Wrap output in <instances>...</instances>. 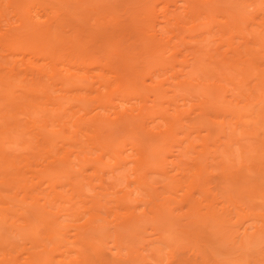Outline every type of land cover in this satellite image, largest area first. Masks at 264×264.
Segmentation results:
<instances>
[{"label":"bare ground","instance_id":"1","mask_svg":"<svg viewBox=\"0 0 264 264\" xmlns=\"http://www.w3.org/2000/svg\"><path fill=\"white\" fill-rule=\"evenodd\" d=\"M108 1L110 2V4H107ZM256 1L257 2H255V0H113V1L112 0H0V52H1L0 53V116L4 113H6V114L8 113V115L13 113L12 119L13 120H15L16 118L18 119L15 121H13V120L7 121L8 120L7 119V120H5L4 124L2 122L3 126H5V127L8 126L9 127L8 130H10V128H11V130L7 131V130H5L6 128L4 127L5 131L2 129L3 131L1 130V132H0V163H1L0 168L2 169L0 172V176H1L0 177V203L3 204V206H1V207H3L2 211L0 212V252L2 254L6 253L8 255L7 251L11 250L10 252L12 254V252H14V250L18 249L19 245L21 246V244H23L24 245L23 248H25V247L26 248L25 249H23L22 247L21 248L23 250H26L25 252L28 251L26 253V255H27V259L28 258L30 259V260H28V261H30L29 264H109L108 263L109 258L113 257L116 260H119L122 257V255L119 256L120 254L118 252H120V248H122L120 246L123 245V247L124 246L126 247V244L124 245L122 243L125 239H127L126 237L128 236L129 239H134L133 242H135V240L139 241V243L136 245L139 249V253L136 251L137 255H139V256H136V257H138V258H136L138 261V264H162L164 262V261L162 262V260H164V259H162V256L164 255L163 250L167 249L168 246L175 245L174 242H177V244L179 242H181V241H174L175 240L174 237H176L177 234L183 233V239H181V240L187 239L186 236L188 234H190L188 229L191 226L196 225L198 223V221H200V220L198 219V216H197L198 212L194 213L195 217H193V215H192V219L190 217V214H187L189 216V218L186 219V222L181 221L182 219H184V216L181 220L178 216L174 217L175 215L173 216L174 219L172 217H170L171 219H169V216H168V215H170L169 212H168V215H166L167 213L165 214L166 216H168V218H166V220H164L165 217L164 218L162 217L165 213L163 211L164 208L161 209V206L158 205L159 202H156V203L154 202L155 204L152 203L154 201L153 198L150 200L151 196L153 195L152 197H154V195H155V194H153V191L155 190V188H152L154 185L153 186L150 185V187H149V184L148 185L146 184L145 176H147V175H145V173L148 174L149 168H150L149 170L153 169V171H154L155 168L152 165L155 164L154 166H156V167L161 166V168L163 169V170L160 169L162 173L159 172L160 171L159 169H156L157 171L155 173L159 172V174L166 176V178H167L168 177L167 172H166L167 170L164 171V168L167 169L165 166L168 165L171 167V168L169 167L170 170L169 169L168 170L171 172V174L173 172L171 180H174L175 178H177V176L180 175L181 172L183 173V168L185 170V166L189 165V163L186 164V162L189 161L188 160L189 159L188 154L190 152H192L191 150L194 149L193 148L194 139H195V141L202 140V148H201L200 152L199 151L195 152V150H193V152L190 153V155L191 154L195 155L194 157H190V159H192L191 162L195 161L196 163H198L199 160H202L201 159L202 155H205L204 151H206V149L207 150L210 149V148H208L209 146L207 147V144L210 141H213V139H215L217 136V135H215V133H216L215 131H217V130H215V128H214V123H216V122L213 120L214 118H216V116L214 115L216 111L214 112V110H221V108L223 109V107H222L223 103L226 102V100L228 99V97H227L228 94L225 95L226 93L224 94V93H222V91L223 92L226 91L227 93H229V92L232 93V91H235V89L233 87H232L233 90L231 91V89L229 88V87H231V85H229V87H227L228 83L226 84V82H224L223 80L220 81L221 83H219V82L218 83L222 84L224 82V84H222V85L217 84L218 85L217 87L216 86L214 87V83H213V85L211 83V85L215 88V89L213 88L214 89L213 91H211V89L209 90V88L204 86L205 88L208 89V91H211L210 94L215 99V97L219 96L220 89L218 87H220V86L224 87L223 85H226L224 87L225 89L223 90L221 88L222 90L220 92L221 95L223 94L222 95L223 97L224 96L227 97L226 100H223V99H225V98H223L222 99L223 101H220V103H222V106L219 104L218 101H216V103H214L215 105L210 104L212 107H209L207 102L208 101L212 102L213 101L211 99L212 97L207 98V99H209L208 101L203 100V99H205L203 97H207V95L209 94L208 91H207L208 94L207 93L200 94V95H203V97L198 96V93L202 92L201 85L199 84L198 87L200 86L199 88L201 90L198 88V93L197 92L196 93L193 92V93L197 94L198 98L202 99L201 102L199 101V99H196L197 98V96H196L195 99L198 100L199 103L191 105L190 102H188L190 104V106L184 107V109H183L182 107L185 106L187 103L186 99L189 100L192 96V94H190L188 89H187V92H189L190 95L188 93H186V91H185L186 89H184V91H183V89L180 90L181 92L183 91L186 94V95L185 94L183 95V93H182L184 98H181V99L183 102L186 101V103L184 102L183 106L178 105V102H177L178 99H176L177 97L175 98V100H174V96L171 97L172 93L168 94V95H171L170 97H171L172 102H169L171 100H169L168 102H167V100L163 101V99H169L170 98V97L169 98L166 97L167 94H166V90L164 89L167 83H169V87L174 86L177 89L178 88L181 89L180 87L184 88L187 85L186 84L187 81L185 82V80H186L185 78H184V80L179 81V79L182 77H179L178 81L175 84L171 83V81L165 83L168 80L167 73L170 70L171 71L174 70L176 68V65H177V68L180 67V65L182 66V68H180L179 70L182 69L183 71H186L183 68L187 67L188 65H192L188 62H193L192 60L193 59L195 60V56L197 58V55L199 56V53H200V56H199V59L198 58L196 59V62L198 60L201 61V57H202L201 53H203L204 54L203 57H205L206 59L202 58V60L203 59L204 60L209 59L211 61L212 59H215V56H217V55L220 57V60H219V58H216V59H218L220 61V63L222 64L221 67L224 68V73L221 72L224 74V76L227 75V74H225V66L224 65H231L232 66V63H233L234 65L236 64L237 68H239L240 71H242V72H240L239 69H236V67H234L235 68L234 70L237 72L232 70L233 66H232V68H231V66H226V67H229L228 70L231 73H232V71H234L235 73L240 74V75L242 73L246 74V76L248 77L247 78L248 80H250V78L252 80V78H254V76H255V78L256 77L258 78L257 82L255 81L257 86L259 85L258 81H259V83H261L260 85H262V83L264 84V51H263L264 49L262 50L263 53L262 52L259 53V51H261V47L264 48V45L263 46L260 45L261 43L264 42V40H263L264 39V0H261L260 2L258 0H256ZM116 2H117V4H116ZM218 4L224 5V8L227 9L225 16L223 14H220L222 12V10L220 8H218V6H219ZM25 5H26V7L24 8V11H22V7ZM225 5H227V7H225ZM118 6H119V8H118ZM35 7H37L38 10H35ZM248 8H252L251 9L252 12L250 10H247ZM119 9H120V12H119ZM219 9L221 10V12H219L220 11ZM230 9H231V11L233 10L231 14H230L231 11H228ZM246 11H249V12H247L248 15L245 14ZM218 12L220 15H222L226 19H227V17L229 19V17L233 18V16H235L234 17L235 19L239 18V19H241L242 22H247V23L249 22V23H252L250 25H253V24L257 25L260 28L259 29L260 33L258 34L257 37L255 35H253L255 37L251 36L252 37L251 40L257 38L256 40L261 41V43H259L257 41L251 42V40L249 38L245 37L244 41L241 38V40L239 41L240 42L239 44H228L226 42L228 45L227 46L228 49L224 50L222 53H219L218 49L220 47L218 45L219 42H217V41H220V42H221V40L223 41V39L221 38L223 36L222 35L223 32L221 30L223 26L220 25L216 28L217 30H214L215 29L214 26H217V24L213 25L215 23L214 20L216 19V15H218ZM115 13H117V14H115ZM118 13H120V14H118ZM8 14H12V16L8 17ZM258 16H260V19H259L260 22L259 23L257 22V24H255L254 20H256V17H258ZM93 17H94L95 21H94V19H92ZM213 18H215V19L213 20ZM224 18H222V19L224 20ZM90 19L92 21H89ZM216 20H218V19H216ZM229 20H231V19H229ZM238 20H237V22H238ZM66 21H67V24H69V27L66 24ZM70 21H71V23L73 22L75 24L72 23V25H71ZM86 21H89L90 24H89V22H86ZM257 21H258V19H257ZM83 22L84 23L86 22L85 24L86 25L88 24V25L86 26ZM218 22H220V21L218 20ZM221 22L223 24L225 23L223 21H221ZM64 23L67 26V30H65L66 28H65ZM78 23H80V25ZM190 23H192V25L187 26ZM81 24H82V26H81ZM230 24L232 26L233 21ZM89 25H91V26L89 27ZM83 26H86L87 29L90 30V34H91L90 37H92V39L90 38L86 42L87 45H88L89 41L93 42V37H94V39H96L97 37H101L100 39L101 40L105 39V41L100 43V44H98V42H97V44L99 46H97V44L95 42L92 44L89 42V44H91V46L93 44H94V46L96 45L97 49H99V52L101 51L100 50L101 46H102L101 49H103L105 47L104 49L107 52V54H106V52L104 55L102 53H99L97 51V49H95L96 46L94 48V47H91L88 45L89 48L86 49L87 45L85 43H83L86 45L85 50H88V51L91 50L92 52L94 50V52L97 51V53L95 52L96 54L99 53L100 55L95 56V55H92V53H91L92 57L89 59L88 57L90 55L87 56L86 53H83L81 51H80L81 53L79 52V54L76 53V55H73L72 52L69 53V51H71V50H67L68 53L66 52L67 53L66 54V53H62L63 50L60 52V50H59L60 48L58 49V47H55L56 42L61 43L63 41L62 44L64 45V43H65V45H67L66 47H69V49H70L71 43H70V41H67V43L68 42L70 43L69 44L70 46L68 44H66V38L64 37V35L65 36L66 35L71 36L70 34H68L69 31L71 33L74 32L73 35H75L76 32L81 31V32H78V34L75 35L74 37H70L71 39L68 38V40L70 39L72 43H74V41H76L75 42V43H77L76 45L79 44L78 47L73 44V47L76 46L77 47L76 49L78 51V49L80 48L79 46H81L79 42L82 41V40H79L80 36H81L82 32L84 33L86 31V28ZM201 26H202V28H201ZM228 26L230 27V25H227L225 27H228ZM92 28H93V30H92ZM198 28H201L202 30H200L198 32L197 31ZM132 29L135 30V32H137L136 33L137 34L136 45L138 47L136 45H134L135 44V36H134L132 31L130 32V30H132ZM225 29H227V28H225ZM91 30H92V32H91ZM125 31L126 32L128 31V33H127L128 37L124 33ZM227 31H229V30H227ZM241 31H237V34H239V32H241ZM218 33H221V36L220 37L218 36L219 38L218 37L216 38V36H217L216 34H218ZM228 33H230V32H228ZM58 34H60V38L62 40L58 37ZM124 34H125V36H124ZM131 34H132V36H130ZM234 34H235V32H234ZM118 35H120V36L118 37ZM111 36H113V37H111ZM121 36H123L124 38ZM75 37H77V38H75ZM114 37H116V39H113ZM125 37H126V42H125ZM230 37H227V38H230ZM240 37H241V35H240ZM56 38H57V40H56ZM110 38H112V40L117 41L116 47L113 45V42L108 43L109 40H107V39H110ZM119 38H121V39H119ZM129 38H130V41H127V39H129ZM131 38H133V39H131ZM224 38H225V35H224ZM246 38L249 40H247ZM55 40H56V42H54ZM118 41H120V42H118ZM122 41L124 43H122ZM255 42L259 43V45L261 46L260 49L257 50L259 53L258 54L259 58L255 57L257 55V53H256V55L254 54L255 50L258 49V47L257 48L255 47L254 49L250 48L251 44L253 46L255 44ZM60 43H57V44L60 45ZM107 44H109V45H107ZM111 44H112V49L110 50V48L108 49V47ZM121 44H123L124 46L123 45L121 46ZM221 44L222 43H220V45ZM65 45L63 48L64 50H65ZM126 46H129V47L131 46V47L129 48ZM222 46H224V45H222ZM81 48H82V46H81ZM133 48L134 49L137 48L136 49L137 52H138L139 48H140V50L143 49L142 50V51H144L143 55L140 54V52L142 53V51H140V52H138L140 54V56H138L139 54L137 55V52ZM81 50L83 51L84 48ZM85 50H84V52H85ZM250 50L253 52L250 53ZM74 51L77 52L76 50H74ZM132 51H134L135 53L132 54ZM102 52L104 53V50ZM252 53H253V56L251 55ZM101 54L103 56H101ZM129 55H132V56H129ZM133 56H134V58H132ZM249 56H251V58H248ZM188 57H190L191 59ZM179 58L182 59V61H180L181 64L178 66V64H179L178 59ZM260 59H261V61H260ZM218 60H212V63L214 62V64L213 65L210 64V67H211V65L213 67H215L214 65L216 63L219 64ZM246 62H248L247 66L245 65ZM185 63H188V64L184 65ZM202 63L203 62H201V64ZM249 63H251V64H249ZM239 64L241 65V67L239 66ZM206 65H207V63H206ZM206 65H204L206 67V68L205 67L204 68L207 70L209 65H207V66ZM251 65H252V67H251ZM193 66H194V64H193ZM201 66H203V64ZM216 66H218L216 68L220 67V65H216ZM242 66H245V67L242 68ZM253 66L256 67L257 70ZM189 67L190 66L187 67V70ZM250 67L254 69V70L252 69L253 72H252V70H250L251 71L250 73H252V75L250 73H248L249 70H247L248 68L250 69ZM259 67H260V69H259ZM245 68H246V72L251 75L250 78L247 75V73H244ZM194 70H195V68H194ZM218 70L223 71L222 68H220ZM183 71H180V72H183ZM234 72H233L234 77L233 76L232 77L236 78V79H233L234 81H236L237 77L235 76L236 74ZM193 73H195V71H193ZM200 73H201V75L204 74V73H202V71H200ZM210 74H212V73H209L208 75H210ZM216 74H217V72H216ZM177 75L178 74H176V76ZM186 75H188V74L186 73ZM193 75H195V74H193ZM242 75L240 77L238 75L237 76L240 79H242ZM184 76L185 75H183V77ZM205 76H202V77H205ZM212 76H214V75H211V77ZM227 76H229V75H227ZM172 77H173V75H172ZM174 77H175V74H174ZM207 77H205V78L207 79ZM245 77L242 80H245L246 79ZM175 78H177V77H175ZM217 78L221 79V78H219V76ZM228 78H230V77H228ZM255 78H254V80H255ZM169 79L171 80L172 78H169ZM211 79H210V81L212 82L213 79L212 80ZM214 79H215V77H214ZM223 79H225V78H223ZM193 80H196V79L194 78ZM226 80H228L227 77H226ZM231 80L229 79L228 81L230 82ZM203 81H205V80H201V82H203ZM214 81H217V80H214ZM209 82L207 84H210ZM236 82H238V81H236ZM196 83H199V82H196ZM215 83H217V82H215ZM243 83H245V81ZM243 83L241 82L242 85L238 84L241 86H234L235 83H234V85L233 84L232 85L234 87L239 88V87H242L243 85L247 84V83H245V84H243ZM252 83H254V82H252ZM193 84H194V81H193ZM202 84H205V83L203 82ZM247 85H249V86L251 85L250 81L248 82ZM247 85H245V86L247 87ZM254 86H255V83H254ZM246 87L244 90H246L245 92L247 93V91H248L247 89H250V88H248V87L246 88ZM241 89H243V88H241ZM256 89L257 88H255V90ZM262 89H261V91L258 90V91H260V93H258V92L255 93L256 96L258 94V98L254 96L255 100L253 101L254 98L252 100L250 98L252 96L251 91L254 90V87L252 86L251 91L250 90L248 91V92H250L251 96L249 93H248V95L250 97L246 96V95H245L246 97L244 96L246 99L245 98L243 99V100H245V103H244V105H242L240 107L241 109L238 108V106H239L238 103L243 101V100L240 99L241 101L237 100V102L235 100V99H237L236 97L239 96L238 97V99H239L240 96H242V93L239 95L240 92L238 90L235 91V94L232 93V96L235 95V97H234V100H235L234 103L235 104L233 106L230 105V104H233V101H232L233 98H232L230 93L228 96L232 99L229 98L231 101L229 99L227 100V102L229 103V104L227 103V105L228 106L230 105L229 106L230 110L227 107L228 110L226 109V112L227 111L228 112L229 111L235 112V115H233V117L236 118L235 119L236 121L233 122L234 124L231 123V124H233L232 126L235 129V130L233 129V132L236 133V130L238 129L240 132V135H242L243 138H245L246 140L251 139V141L249 143L250 147H247V148H246V146L243 148L240 147V150H242V151L239 152V153H241V157L243 159L245 158L244 162H246V164H245L246 166H247V164H249L253 167H256L253 170L252 169L253 167L249 168L250 166L249 167L247 166L246 170L248 171V176L252 175V174L257 175L258 172H260L259 170H264V92H262ZM173 90H174V88H173ZM227 90H230V91H227ZM169 92H170V90H169ZM175 92H177V91H175ZM181 92H180V94H181ZM204 92H206V91H204ZM241 92H243V91H241ZM245 92H243V93H245ZM212 94H214V95H212ZM182 95H179V96L182 97ZM164 97H166V98H164ZM181 99H179V100H181ZM191 99L193 100V98H191ZM191 99H190V101H191ZM210 99L212 101H210ZM219 100H221V98ZM1 102H3V103H1ZM164 102L165 103L167 102L166 103L167 105L164 104ZM194 102H196V101L194 100ZM217 103H218V105H217ZM166 106H168V107L173 106L172 108H175V109L172 110L171 107L167 108ZM164 107H166V108H164ZM214 107H215V109H214ZM170 108H171L170 114L173 112L172 115H166V113H168V109H170ZM163 109H165V110H163ZM223 110H225V109H223ZM213 112H214V114H213ZM220 112H222V111H220ZM232 112H231V114H232ZM234 112H233V114H234ZM6 114H4V116ZM229 114H230V112H229ZM8 115H6V116H8ZM15 115H17V116L21 115V117H22L21 122L19 121V119H21V117L19 118V116L17 117ZM223 115H224V113H223ZM13 116H15V119ZM166 116H171V118H167ZM1 117H0L1 121H4V120H2L3 118H1ZM9 119H11V118H9ZM22 121H23V123H22ZM222 123L223 122H221V124ZM10 126H12V127H10ZM1 127L2 126L0 125V129H1ZM221 127H223V125ZM230 128L232 130V127H230ZM178 131L183 133L186 137L185 141L187 143L183 141L184 144H186V146H184L186 148H182L183 145L181 146V148L183 150L187 149L186 151L185 150L184 151L179 150L180 148L177 147V145L180 142H181L180 144H182V141H180V139H179V142L177 141L178 143L175 146L176 150H174L172 148V142H173L172 139L173 138L175 139L177 137ZM6 133H8V135L9 134H11V135L7 136ZM192 133L196 134V136L194 135L195 137L193 139H191V136H193V135H191ZM200 133L201 134L204 133V134L201 135L202 137L199 138L198 135H200ZM217 133H218V131H217ZM12 135H13V137H12ZM214 136H215V138H214ZM24 137L27 139L25 140ZM14 138H15V142L22 143V145L20 147L18 146L19 143L18 144L14 143ZM19 138H21V139H19ZM17 139H18V141H17ZM169 139H171V141H170L171 143L168 142ZM219 139H220V137H219ZM252 139H255V142H253V144H256V141H258L257 145H255L253 147H252L253 144L251 143ZM241 140H243V139H241ZM217 141H218V139H217ZM7 142H8V144H5ZM158 142H160V143H158ZM161 142L163 144H166V145L169 143L170 144L169 146L174 150V152L177 151V154H172V151H171L172 149L169 147L170 148L169 152H171V153H169L168 156L165 154L166 153L165 152L164 155H161L160 157L156 158L158 156L157 152L161 148V147L157 148V146H162ZM174 142H176V139ZM12 143H14L13 145L15 148H12ZM150 143L153 146L157 143L158 144H157V146H155L156 148L154 147L152 149L153 146H151ZM27 144H29L31 146L27 147L26 146ZM212 145L215 146L214 142ZM219 146H221V145H219ZM25 147H27V148H25ZM21 148H22V150H21ZM28 148H30L29 151L32 149V151L30 152L31 154L27 150ZM62 148H63L62 152L59 153L61 151L59 149H62ZM5 149L8 151H5ZM16 149L19 150V153L23 152V151L26 152L25 150H27L28 153H26V155L30 154L31 157H35V164H34V160H33L34 158H32L31 160H32L33 164H29V165L31 167L32 166L34 167V165L42 167L41 170H39L38 172L36 171L35 173L33 172V174L34 175L36 174L37 178H38V176H40L39 177L40 178V180H39L40 184L39 185L46 183L47 186L45 184L43 186L42 185L41 186L42 187L46 186L49 190L44 188L47 191H45V190L43 191L40 188H35V186H34V185H36L35 184L36 181L34 180L35 176H33L32 174H31L32 179L35 181L33 183L30 182L25 177V176H28V178L30 177L29 176L30 174H28V173H31V168L29 167V165L26 164L27 158L25 157L24 160L22 159L24 152L22 153L23 154L22 156H20L18 153H16V154H18L20 156V157L18 156V158L20 160L22 159L23 163L25 161V164H26L25 169H23L24 165L21 166L22 168L19 166L20 169H19V167H16L17 165H15V164L16 163L18 164L19 161L17 160L18 161L17 162L14 159L16 161L14 163V160L12 159L14 157L10 158L11 155H9V152H11V151L13 152V153L11 152V154H15L14 151ZM149 149H150V151H149ZM245 149H248L249 151L245 150ZM227 150H230V149L227 148ZM33 151H35V152H33ZM63 151H65V152L63 153ZM216 151H213V152H216ZM203 152H204V154H203ZM228 152L229 151H227V153ZM4 153H5V155L8 154V156L7 157L4 156L3 155ZM245 153H248V155H245ZM12 156H15V155H12ZM28 156L29 155H27V157ZM170 156L173 158L168 160V157H170ZM184 156H187L188 158H184ZM220 156L223 157L222 155H220ZM8 157L11 160L9 162L6 161V159ZM9 158H8V160H9ZM111 158L115 162L113 165H109L108 163H106ZM129 158H131V160H130L131 163L128 162ZM183 158H184V160H183ZM185 159H187L186 162H185ZM223 159L226 160V157H224ZM22 160H21V162H22ZM206 160H204V161H206ZM29 161H30V159H29ZM29 161H28V163H30ZM183 161H184L185 165H184ZM6 162H7V164H6ZM21 162H19L18 165H20ZM210 162H211V160H210ZM128 163H129V167H128ZM132 163H133V165H132ZM152 163H154V164H152ZM200 163H202V162L200 161L198 163V166L201 165ZM212 163H214V162H212ZM205 164H207V163L205 162ZM148 165H150V166H148ZM181 165H184L183 168ZM193 165H194V163H193ZM203 165H204V163H203ZM126 166L128 167V169L130 168L131 170L130 169L127 170ZM162 166H164V168ZM195 166H197V164ZM28 167L30 168V170L28 169L29 171L26 170ZM89 167L92 168V170H94V172H97V174L99 172H101L97 176L98 178H96L97 182H98V186L93 184V183H96V180L93 179L94 180L93 181L90 177H87V176L91 175V174L87 175L89 173V172H87ZM201 167H202V165H201ZM106 168H108L107 171H106ZM144 168H146V169L143 170ZM204 168H206V167L204 166ZM222 168H225V167L222 166ZM35 169H36V167L32 168V170H34V171H35ZM187 169H188V167H186V170ZM249 169L250 170L252 169L254 172L252 170L249 171ZM117 170L119 171L120 176H122L121 171H120V170H122V172H123L122 177L123 178L119 177V175H116V174H118ZM173 170L176 171V173H174ZM239 170H240V168H239ZM239 170H238V172H239ZM187 171H189V170H187ZM241 171L244 172L243 170H240V172ZM255 171H257V172L255 173ZM85 172H87V173L85 174ZM90 172H92V171L90 170ZM105 172L107 174H109L110 177H114V178L118 177L116 179L117 183L112 184L113 183V181H112V183L105 184L106 186H104L103 183H104L105 179L103 177L106 174ZM124 172H126V173H124ZM224 172L222 170V172H220V173L223 174ZM238 172H235V173L237 174ZM240 172L238 173L239 177L242 175V172H241V175H240ZM25 173L27 175H25ZM196 173L198 175H200L199 172H196ZM229 173H231V172H229ZM260 173H262V172H260ZM263 173H264V171H263ZM168 174H170V173H168ZM184 175H183V177L180 176L181 182L186 177V176L184 177ZM192 175H194V174H192ZM224 175H222V176H224ZM232 175H230V178ZM12 176L15 177V179ZM131 176H133V178H131ZM169 176H171V175H169ZM225 176H228L227 172H226ZM236 176H233V178L235 177L234 178L235 181H237L239 179L237 177L238 179L236 180ZM142 177H144V178H142ZM258 177H259V174H258ZM93 178H94V176H93ZM253 178L254 177H252L251 179H253ZM259 178H257V179L259 180ZM30 179H31V177H30ZM168 179L169 178L166 179L167 183H168ZM108 180L111 181L110 179H108ZM158 180H160V179H158ZM161 180H163V177H161ZM228 180H230V179H228ZM254 180H255V178H254ZM258 180H257V182L260 183ZM12 181H15L16 184H14L15 182H12ZM105 181H107V178ZM155 181L153 183L158 182V181L157 182H155ZM165 181L163 182L164 184L166 183ZM175 181L177 183L174 182L175 184L174 183L173 184L175 185L174 186L175 190H178L180 188V186H178L179 185L178 182H180V180L176 179ZM249 181H250V179H249ZM17 182L19 185V191L18 192L16 191V192L20 196H22L21 193H19V192L23 191L24 193L22 192V194H24V195L21 198H19V197H17V194L15 192L16 195H14L13 197H10V198L7 197V199H5L4 198L5 195H8V194L11 195L12 191L11 192L9 191V193L6 191L5 195L3 192L5 190H9L8 188L10 187V185H12V183L14 184L13 186L17 185ZM28 182L32 183L34 187L31 186V189H29L30 187H29ZM229 182L231 183V182H233V180L231 179V181H229ZM237 182H239V181H237ZM246 182H248V180ZM160 183H162V182H160ZM167 183H166V185L162 184L161 189H163L164 186L166 187ZM233 183H235V182H233ZM37 185H36V187H37ZM121 185H123V187L125 189L124 193L126 194L123 196V199L121 198V200H126L125 203L124 202L120 203L121 207L124 204H126L125 206L129 205V207H131V206L133 207V204H134L133 208H135V206H136L135 202H137V201L139 202L140 200H143L144 196H146V195H142V194H146L147 190L151 191L154 189L152 191V194H150L151 192L149 193L150 194L149 200H150V202L153 200L151 202V204H154V205L157 204L158 206H155V209H156V207H158V208H160V211H158L159 210L158 208L154 211H153V209L150 210V208H152L154 206L150 205L149 203H148L149 206L146 205L145 202H147L148 199H146L144 202L140 201V204L144 203L145 207L146 206L148 207V208H146L147 211H145L143 209H140V211H138V212H140L141 215L139 213H136L137 211L135 212L136 208L133 210V213L129 214V212L133 208L129 209V207L127 206L128 207L127 209H129V211H127L126 213L125 212L121 213L122 216H119L120 213L117 212L118 210H116V209L114 210V208H115L114 206H113L114 208L111 206L112 207V209H111V208H109L110 206L108 207V206L103 205L102 207L105 208L106 211H104V213L103 212L102 213H103V215L108 214L107 216L111 215V217H112V220H110L111 225H112V221H113V217H114L113 225L110 227V225H108V224H110V222L107 221L108 219H106L107 216L104 215L105 217H103L102 215H100L101 211L99 209H95L94 212L93 211L90 212L93 209L92 207H91V210L89 209V210H85L82 212H79L78 210L74 209V207L76 208L77 206H76V203L73 199L75 198V200H77L76 198H78V200H80L81 198H84V197L85 198L90 197L92 200L94 198L96 201V202H93L94 205L98 204L97 208H101V206H99L100 200L102 198H105V196H106L107 198H109V200H107V198L102 199V200L105 202L104 204H107L105 200H107L109 203L111 198L109 196H107V194H111V193L114 194L117 192V190L119 192V189H116V188H118L117 186L121 187ZM145 185H147L148 187ZM158 185L159 186L156 185L157 187L156 186H154V187H156L157 189L160 188V184H158ZM176 185L178 186V188H176L177 187ZM191 185H193V184L191 183ZM195 185H197V184H195ZM195 185H193V187H194V189H193V187L190 186V184H188V186L192 187L190 189H189V187H187L190 191H188L187 188H186L187 190H185V188L183 187V189L187 192H185L183 190L185 192V194L183 196H181V194H180V196H179L180 198L178 200V202L181 200L180 202H182V203H177V201H176V203L181 205V206H183V204H185L184 206L190 205V207H192V208L194 207L193 209H195V206H197V204H196L197 202L192 201V199H191L192 198L191 189H192V191L195 189H198V187H195ZM234 185H237V184L235 183ZM234 185H231V186H234ZM41 186H38V187H41ZM65 186H67V187L69 186V189H68L69 191L66 192L67 194L66 193L64 194L62 192V190H58V189L64 188ZM259 186H260V190H262V192H263L264 191L263 190L264 189V181ZM27 187H29V188H27ZM241 187L242 186H240V188ZM13 188H15V187H13ZM13 188H11L10 190H13ZM16 188H17V186H16ZM20 188H22V191ZM149 188H152V189H149ZM168 188L171 189V187H168ZM245 188H247V187H245ZM254 188H257V187L254 186ZM161 189H158L157 192H160V191L163 192L164 191ZM164 189L168 190L167 188H164ZM170 189H169V191H170ZM25 190L26 191L28 190V192H26ZM37 190H39V191H37ZM84 190H86L87 192ZM172 190H174V189H172ZM183 191L181 190V192H183ZM230 191H232V189H230ZM254 191H255V189H254ZM254 191H253V193H254ZM122 192H123V188H122ZM154 192H156V191H154ZM166 192H168V191H166ZM166 192L164 191V194ZM172 192L174 194L175 191H172ZM233 192H235V191H233ZM258 192H259V190H258ZM262 192H261V194H262ZM13 193H12V195H13ZM33 193H35V194H33ZM30 194H31V197H28V198H30V201L28 198L26 200L27 195L30 196ZM40 194H42V196L44 194L45 195H44V197L41 196L42 198H40ZM149 194L147 193V196ZM132 197H134V198H132ZM251 197L252 196L250 195L249 199H251V201L256 199L257 201L255 200L253 202H256L257 205L259 202L261 207L262 206L264 207V204H263L264 203V201H263L264 197H263V200L262 199L260 200V197H259V199L251 198ZM167 198H169V197H166L165 199H167ZM8 199H9V201H8ZM91 199L86 198V201L91 200ZM117 199H118L117 201L119 202L120 197ZM162 199H164V198H162ZM127 200L130 201L131 203L128 202ZM193 200H194V198H193ZM40 201H43V202L41 203ZM81 201H82V199H81ZM261 201H262V203H261ZM127 202H128V204H127ZM132 202H133V204H132ZM170 202H172V200ZM192 202H193V204L191 205ZM4 203L7 204V206L6 205L4 206ZM2 204H0V205H2ZM55 204L57 205V207ZM78 204L80 205V203H78ZM136 204L138 207L140 206V204H138V203H136ZM251 204H252V202H251ZM52 205L55 208H51ZM162 205H163V203H162ZM252 205H251V208L253 207ZM260 205H259V207H260ZM82 206H84V205L81 204L80 207L83 208ZM5 208H7L8 213L5 210ZM48 209H51V210L54 209L53 211L54 212L56 211L54 213L53 211L50 210L51 213H54L53 216L49 215L50 218L52 217L51 220H48L49 218L46 219V217H48L47 216ZM84 209H85V206H84ZM148 209H149V211H148ZM245 209L247 210V208H245ZM13 210H14V212H13ZM71 210L78 211V212L75 211L76 216L80 213V215L81 214L88 215V217L87 218L83 217L84 219L81 218L84 222L81 219H79V220H81L80 223H78L79 221L77 220L78 221L77 225L76 224L73 225L72 221L74 222L75 217L73 216L74 212H72V214L70 213ZM119 211H120V209H119ZM124 211H125V209H124ZM146 212H149L148 213L149 215L145 214ZM2 213H4V214H2ZM170 213H171V210H170ZM241 213H242V215L244 214L243 212H241ZM150 214H152L154 216H152ZM249 214H250V212H249ZM6 215H8V216H6ZM69 215H70V217L71 216L74 217V218L71 217V219L73 218L71 220V224L67 225V224H63V223H60L57 221L61 216L63 217V216H69ZM9 216H10V220H9ZM146 216H148V217H146ZM188 216H186V217H188ZM213 216H214V214H213ZM219 217H220V215H219ZM76 218L78 219L79 217H76ZM149 218H150V221L152 220L153 222L152 221L150 222ZM175 218H177V219H175ZM211 218H210V221H211ZM217 218H218V216H217ZM69 219H67V220L70 221ZM255 219H258V218H255ZM115 220H117V222ZM222 220H224V219H222ZM212 221H213V219H212ZM226 221H227V219H226ZM226 221L225 220L221 221V223L224 224V222H226ZM262 221L264 223V217H262V220L260 222H262ZM62 222L65 223V220ZM162 223H163V225H162ZM217 223H220V222H217ZM263 223H262V225L259 224L262 226V228L260 226V230L257 226L256 227L258 229H256L254 226L256 231L254 233L251 231L250 234L247 233V229L245 227L248 225H246L244 227L245 229H243L244 232H241V233H243V237H245L246 239H251V240L255 241L259 234L262 235L260 232L264 233ZM147 224H148V226L149 225L151 226V224H152L150 230L152 231L154 229L153 231L155 232V234L157 236H155V237H149V235L146 236L147 231H145V230H147V228H148ZM166 224H167V226L168 225L171 226L170 227L171 230L166 229V228H169V226L166 227ZM254 225H256V222L254 223ZM144 226H145V228L146 227L147 228L145 229ZM225 226L228 227L227 222H226ZM173 227H174V229H173ZM205 227L207 228V225ZM209 227H211V226H209ZM111 228L113 229V231L108 230ZM157 228H158L159 232H157V230H156ZM70 229L74 232V233L72 232L73 236L71 234ZM221 229H222V227H221ZM8 231H10L12 233L14 231V233L16 234V235L12 234V236H14V238L13 237L11 238V234L8 235ZM101 231H102V233H105V234L107 233L106 235H108V237L111 235L114 238V234H115L116 235L114 238L115 242L118 244L119 243L122 244V245H120V244L114 245L115 247L117 246L119 249L118 252L116 251L117 254L114 255L115 257L112 255H111L112 256L111 257L110 254L107 255L109 253V252L106 253V251H105L107 248L105 246H104V248H100V247H103V245L102 246L100 245V247H97L98 249L96 248V250L94 249L93 250L94 252L93 251L91 252L93 254L87 252L88 254H90V256L85 255L86 251L88 250L87 248H88V245L90 243L89 241L92 242V240H93L90 238L96 239V237L94 235L95 234H101L100 233ZM108 231L109 232L111 231L110 235H109ZM210 231H212V227H211ZM225 231H227V230H225ZM154 232H152V234ZM220 232H221V230L219 229V231L217 233H220ZM93 233H95V234L93 235ZM112 233H114V234H112ZM210 233H212V232H210ZM5 234H7L9 236V238H7L8 236ZM148 234H151V232ZM223 234H224V232L221 235L224 236ZM41 235H44V236H41ZM118 235H119V237L121 235H123V236H121L122 240H121V237L120 238L118 237ZM260 235H259V239L261 237ZM70 236L73 237V238L71 237L72 238L71 240H70ZM102 236H103V234H101V238H103ZM144 236H146V237H144ZM178 236H177V238H178ZM18 237H20V240ZM97 237L99 238L100 235L99 236L97 235ZM239 237H240V235H239ZM241 237H242V235H241ZM10 238H11V240H10ZM116 238H118V239L116 240ZM230 238L231 237H229V239H227V240H229V242L232 240V239L230 240ZM233 238H234V236H233ZM15 239H17V240H15ZM119 239H120V241H118ZM235 239H237V238H235ZM241 239H240V244H241V242H243V243H244V241L246 242V239H244V238H243L244 240H241ZM12 240L15 242H13ZM47 240L48 241H56V244L59 243V245L62 244L63 246H68L67 244H69V245L73 244V245L78 246V248L74 251L76 254V257L72 258V259H68V258L66 259L65 258V260L64 259L60 260V259H56L54 257L47 256L45 253V247H44V243H46ZM69 240L72 241L71 244L68 242ZM234 240H232L230 243L234 242ZM16 241L18 242V244L16 243ZM95 241H93V242H95ZM19 242H20V244H19ZM65 242H67V243H65ZM229 242H226V243H229ZM247 242H251V241L247 240ZM247 242H246V245H249ZM124 243H125V241H124ZM135 243H137V242H135ZM90 245H91V243H90ZM139 245H141V246L139 247ZM117 247L115 248L116 250H117ZM244 247H243V249H244ZM10 248H12V249L14 248V250H12ZM89 248H91V246H89ZM23 250L21 252H23V254H24ZM18 251H20V248L16 252H18ZM110 252H111V250H110ZM246 252H248V251H246ZM14 253L12 254V256L15 254H17V256L19 255L18 256L19 261L21 260L22 256H23L22 258H24V255L21 256V254H19L20 252L15 253V254ZM128 253H130V255H126V256L127 257L130 256L129 257L130 259L129 258L126 259V256H125V258L120 259V262L115 261V260L114 261L112 260V262H114V264H116L115 262H117V264L118 263H121V264H128L129 263L130 264L131 262L133 263V261L136 259L134 257V260H133V258H132L133 255L131 254V251ZM195 255H196V257H195ZM195 255H191V257L192 256L194 257V258L192 257L193 259L189 256L186 258L189 259L188 261H191V260L194 261L195 260L197 262V260H198V259H196L197 255H198V258L201 255H199V254H195ZM17 256L15 255L16 258H17ZM225 256H227V255H225ZM10 257L11 256H9L7 259H9ZM0 258L2 259L1 256H0ZM186 258H184V259H186ZM201 258H202V256H201ZM204 258L205 257L203 256V259ZM221 259H222V257H221ZM232 259L234 260V258L233 257L230 258L231 262H232ZM57 260H59V261H57ZM181 260H183V258H181ZM181 260H179V262ZM223 260H224V262H226L227 258H223ZM7 261L8 260H4V259L0 260V264H4V263L10 264L11 263L10 261L9 262H7ZM22 261H23V259H22ZM129 261H131V262H129ZM183 261H181V262H183ZM204 261L206 262L207 260H203V261H201V263L205 264V263H203ZM228 261H229V257H228ZM112 262H110V263L112 264ZM179 262L177 264H180ZM186 262H184L182 264H185ZM196 262H194V264ZM235 262H233V263H235ZM16 263H18V261H16ZM135 263H137V262L135 261L134 264ZM172 263H169V264H172ZM163 264H165V263H163ZM174 264H175V262H174ZM206 264H209V263H206Z\"/></svg>","mask_w":264,"mask_h":264},{"label":"rangeland","instance_id":"2","mask_svg":"<svg viewBox=\"0 0 264 264\" xmlns=\"http://www.w3.org/2000/svg\"><path fill=\"white\" fill-rule=\"evenodd\" d=\"M113 1V0H112ZM259 2L261 1V0H258ZM255 2H257L256 0H255ZM115 3V2H114ZM107 4H110V2L108 1L107 2ZM113 4V3H112ZM116 4H117V2H116ZM24 5V4H23ZM219 6H218V8H220L221 10H222V12H221V10L219 11V12H221L220 14H223L224 16L226 15V11H227V9L226 8H224V5H220V4H218ZM114 6V5H113ZM26 7V5L25 6H23L22 7V11H24V8ZM225 7H227V5H225ZM118 8H119V6H118ZM117 9V8H116ZM115 9V10H116ZM121 9V8H120ZM120 9H119V12H120ZM251 9L252 8H248L247 10H250L251 11ZM35 10H38L37 9V7H35ZM118 11V10H117ZM225 11V12H224ZM228 11H231V9L230 10H228ZM233 11V10H232ZM232 11L230 12V14L232 13ZM219 12H218V15H216V19H218L220 22H218V20H216L215 18H213V20L215 21V23L213 24V25H215V24H217V26H214L215 27V29L214 30H217L216 28L218 27V26H223L222 27V32H223V36L221 37L222 39H223V41L221 40V42L220 41H217V42H219V49H218V52L219 53H222L224 50H226V49H228V45H227V43L228 44H239L240 42V40H241V38L243 39V41L245 40L244 38L245 37H247V38H249L250 40L252 39V37H257L258 36V34L260 33V31H259V27L257 26V25H250V24H252V23H247V22H242L241 21V19H239V18H237V19H235L234 17L235 16H233V18H231V17H229V19H231V20H229L228 19V17H227V19L226 18H224L222 15H220L219 14ZM247 12H249V11H246V15H248L247 14ZM252 12V11H251ZM250 12V13H251ZM225 13V14H224ZM249 13V14H250ZM115 14H117V13H115ZM118 14H120V13H118ZM217 14V13H216ZM229 14V15H230ZM237 15V14H236ZM10 16H12V14H8V17H10ZM239 16V15H238ZM237 16V17H238ZM75 17V16H74ZM220 17V18H219ZM259 17V18H258ZM258 17H256V20H254V22H255V24H257V22L259 23L260 22V16H258ZM73 18V17H72ZM71 18V19H72ZM222 18H224V20L222 19ZM77 19V18H76ZM89 19V18H88ZM92 19H94V17L92 18ZM239 19V20H238ZM257 19H258V21H257ZM67 20V19H66ZM73 20V19H72ZM86 20V19H85ZM237 20H238V22H237ZM89 21H92L91 19L89 20ZM89 21H86V22H89ZM94 21H95V19H94ZM202 21V20H201ZM221 21H223V22H225L224 24L221 22ZM232 21H233V24H232V26H231V24L230 23H232ZM236 21V22H235ZM76 22V21H75ZM79 22V21H78ZM85 22V23H86ZM203 22V21H202ZM229 22V23H228ZM69 23V22H68ZM73 23V22H72ZM72 23H71V21H70V24L72 25ZM84 23V22H83ZM84 23V24H85ZM219 23V24H218ZM66 24H67V21H66ZM66 24L64 23V25H65V30H67V26H66ZM73 24H75V23H73ZM79 25H80V23H78ZM89 24H90V22H89ZM93 24V23H92ZM230 25V29L228 28V27H225V26H227V25ZM237 24V25H236ZM68 25V27H69V24H67ZM86 25V24H85ZM88 25V24H87ZM86 25V26H87ZM190 25H192V23H190L189 25H187V26H190ZM225 25V26H224ZM81 26H82V24H81ZM86 26H83V27H85L86 28V31L83 33L82 32V34H81V36H80V39L79 40H82L81 42H79L80 43V45L82 46V48H81V46H79L80 48L78 49V51H77V47H78V45H76L77 43H75L76 41H74V43H72L71 42V38L70 37H74L75 35H77L78 34V32H81V31H78V32H76V34L75 35H73V33H71L70 31H69V33L68 34H70L71 36H69V35H64V37L66 38V44H70L69 46H70V49H69V47H66L67 45H65V43H64V45H65V50L63 49L64 48V45L62 44L63 43V41L60 43V42H56V40H57V38H56V40L54 41V42H56L55 44V47H58V49L60 50V52L62 51V53H68V51L67 50H71V51H69V53L70 52H72L73 53V55H76V53H78L79 54V52L81 51V52H83V53H86L87 54V56H89L88 58L90 59L92 56H91V53H92V55H95V56H97V55H100L99 53H102L103 55L105 54V47L103 48V49H101L102 48V46L100 47V52H99V49H97V46H99L98 44H100V43H102V42H104L105 41V39L104 40H101L100 38L101 37H97L96 39H94V37H93V42L91 41H89L91 44L92 43H96L97 44V42H98V44H97V46H96V48H95V46H94V44L91 46V44H89V42H88V45L89 46H91V47H94L95 49H97V51L99 52L98 54H96L97 53V51H95L94 52V50H93V52L91 51V50H85V46L87 45V41L91 38L92 39V37H90L91 36V34H90V30H88L87 29V27ZM91 25H89V27H90ZM93 26V25H92ZM252 26V27H251ZM257 26V27H256ZM82 27V28H83ZM88 27V28H89ZM235 29H234V28ZM201 28H202V26H201ZM201 28H198L197 29V31L199 32L200 30H202ZM224 28V29H223ZM225 28H227V29H225ZM245 28V29H244ZM258 28V29H257ZM69 29V28H68ZM91 29V28H90ZM92 30H93V28H92ZM92 30H91V32H92ZM227 30H229V31H227ZM233 30V31H232ZM242 30V31H241ZM83 31V30H82ZM133 32V34H134V36H135V44L134 45H136V41H137V32H135V30H130V32ZM196 31V30H195ZM225 31V32H224ZM237 31H241V32H239V34L241 35V37H240V35L239 34H237ZM244 31V32H243ZM246 31V32H245ZM66 32V31H65ZM228 32H230V33H228ZM232 32V33H231ZM234 32H235V34H234ZM125 34H126V36L128 37V35H127V33H128V31L126 32H124ZM248 35H247V34ZM251 33V34H250ZM63 34V33H62ZM93 34V33H92ZM125 34H124V36H125ZM227 34V35H226ZM233 34V35H232ZM217 36H216V38L219 36H221V33H218V34H216ZM224 35H225V38H224ZM240 37H238V36ZM250 35V36H249ZM253 35H255V36H253ZM94 36V35H93ZM116 36V35H115ZM120 35H118V37H119ZM130 36H132V34L130 35ZM231 36V37H230ZM252 36V37H251ZM58 37L60 38V34H58ZM111 37H113V36H111ZM121 37H123V36H121ZM218 37V38H219ZM227 37H230V38H227ZM63 38V37H62ZM68 38H70L69 40H68ZM75 38H77V37H75ZM124 38V37H123ZM134 38V37H133ZM133 38H131V39H133ZM236 38V39H235ZM246 38V39H247ZM61 39V38H60ZM74 39V38H73ZM113 39H116V37H114ZM118 39V38H117ZM119 39H121V38H119ZM249 39H247V40H249ZM257 39V38H256ZM256 39H253V40H251V42H253V41H257ZM62 40V39H61ZM60 40V41H61ZM76 40V39H75ZM107 40H109V42L108 43H110V42H113V45L116 47L117 46V44H116V40H112V38H110V39H107ZM238 40V41H237ZM259 40V39H258ZM264 40V39H263ZM67 41H70V43L68 42L67 43ZM127 41H130V38L129 39H127ZM133 41V40H132ZM234 41V42H233ZM242 41V42H243ZM65 42V41H64ZM118 42H120V41H118ZM125 42H126V37H125ZM224 42V43H223ZM227 42V43H226ZM257 42H259V43H261V41H257ZM57 43H60V45H58ZM83 43H85V44H83ZM122 43H124L123 41H122ZM220 43H222L221 45H220ZM259 43H256L255 42V44L252 46V44H251V46H250V48H257L258 47V49H256L255 50V52H254V54L256 55V53H257V55L255 56V57H258L259 58V53L260 52H262L263 53V49L264 48H262L261 46H263L264 45V42L263 43H261L260 45H259ZM73 44L74 45H76V46H74L73 47ZM106 44V43H105ZM130 44V43H129ZM133 44V43H132ZM138 44V43H137ZM257 44V45H256ZM63 45V46H62ZM84 45V46H83ZM87 45V47H86V49L87 48H89V46ZM103 45V44H102ZM107 45H109V44H107ZM123 44H121V46H122ZM222 45H224V46H222ZM54 46V45H53ZM60 46V47H59ZM111 46V47H110ZM109 47H108V49L110 48V50L112 49V44L110 45ZM124 46V45H123ZM137 46V45H136ZM226 46V47H225ZM235 46V45H234ZM107 47V46H106ZM114 47V48H115ZM126 47H129V46H126ZM131 47V46H130ZM129 47V48H130ZM138 47V46H137ZM223 47V48H222ZM260 47H261V51H259V53H258V51L257 50H259L260 49ZM73 48V49H72ZM84 48V50H85V52H84V50L82 51L81 49H83ZM99 48V47H98ZM93 49V48H92ZM107 49V50H108ZM127 49V48H126ZM134 49V48H133ZM136 49L137 48H135L134 50L136 51ZM252 49V50H253ZM74 50H76L77 52H73ZM104 50V53L102 52ZM114 50V49H113ZM131 50V49H130ZM143 50V49H142ZM142 50H140V48H139V50H138V52H140V51H142ZM263 50V51H262ZM88 51V52H87ZM80 52V53H81ZM130 52V51H129ZM137 52V51H136ZM137 52V55L139 54ZM251 52H253V51H251L250 50V53ZM1 53V52H0ZM66 53V54H67ZM94 53V54H93ZM109 53V52H108ZM133 53H135L134 51H132V54ZM143 53H144V51H142V53L140 52V54H142L143 55ZM77 54V55H78ZM101 54V56H103ZM106 54H107V52H106ZM140 54L138 55V56H140ZM202 54V57H201V61L200 60H198L197 62H196V59L198 58L199 59V56H200V53H199V56L197 55V58H196V56H195V60L193 59L192 61L194 62H188V63H190V64H192V65H188V66H190L189 68H188V70H187V67H185V68H183V69H185L186 71H183L182 69L181 70H179L180 68H182V66L180 65L181 64V62L180 61H182V59H178V66L180 65V67H178L177 68V65H176V68L174 69V70H170L168 73H167V78H168V80L165 82V83H167V82H170L171 81V83H173V84H175L177 81H178V78L179 77H182V78H180L179 79V81L181 80H184V78L186 79L185 80V82H186V87H180L181 89H177V88H175L174 86H172V87H169V83H167L166 84V86H165V90H166V94H167V98H169L171 95H168V94H171L172 93V96L171 97H173L174 96V100H175V98L176 99H178L177 100V102H178V105H182L183 106V104H184V102L186 103V101H182V99L181 98H184V89H186L185 91H186V93H188L189 94V92H190V94H192V96H191V98H193V100L191 99V101H190V99L188 100V99H186L187 100V103H186V105L185 106H183L182 108L184 109V107H189L190 106V104L192 105V104H198L199 103V101L201 102V100L202 99H200V98H198V96H202L203 97V95H200V94H205V93H207V91H208V89L207 88H209V90L211 89V91H213L215 88V86L217 87L218 85L217 84H219V83H221L220 81H224V82H226V84L228 83V86L227 87H229V85H231V87H229L230 89H231V91L233 90V88L235 89V91L236 90H238L239 92V95L242 93V96H240V98L238 99V97H236L237 99H235L236 100V102H237V100L239 101L240 99H244L246 96H249L248 95V93L250 94V92H248L249 90L251 91V87L253 86L254 87V90L253 91H251V93H252V96H251V94H250V98H251V100L253 99V101L255 100V97H257L258 98V94H257V96H256V92H258V93H260V91H261V89H262V92H264V84L262 83V85H260L261 83H259V81H258V86L256 85V82H257V80H258V78L256 77L255 78V76H254V78H255V80H254V78H252V80H251V78H250V76L252 75V73H250L251 71L250 70H252L253 68H251L252 67V65H251V67H250V69L248 68L247 70H249L248 71V73H250V74H248L247 72H246V68H245V71H244V73H247V75L249 76V78H250V80H248L247 78V76H246V74H241L242 75V79L245 77L246 79L245 80H242V79H240L239 77L241 76L240 74H237V73H235V72H237V71H235L234 69V67H236V69H239V68H237V66H236V64L234 65L233 63H232V66H233V69L232 70H234V71H232V73L228 70L229 69V67H226V66H231V65H224L225 66V74H227V75H229V76H227V75H225L226 77H227V79L229 80H233V79H236V78H233L234 77V74H233V72L236 74L235 76L237 77V80L236 81H238V82H236V81H228V80H226V77L224 76V68L223 67H221L222 66V64L220 63V57L217 55V56H215V59H212V60H218V59H216V58H219V60H218V62H219V64L218 63H216L214 66L215 67H213L212 65L214 64V62L212 63V60L210 61L209 59V61L208 60H202V58H205V57H203V53H201ZM85 55V54H84ZM136 55V54H135ZM136 55V56H137ZM141 55V56H142ZM145 55V54H144ZM252 56H253V53L251 54ZM86 56V55H85ZM86 56V57H87ZM129 56H132V55H129ZM144 57V56H143ZM132 58H134V56L132 57ZM188 58H190V57H188ZM245 58V57H244ZM248 58H251V56H249ZM191 59V58H190ZM206 59V58H205ZM247 59V58H246ZM191 61V60H190ZM208 61V62H207ZM259 61V60H258ZM260 61H261V59H260ZM201 62H203L202 64H203V66H201L202 64H201ZM188 63H185L184 65H186V64H188ZM199 63V64H198ZM205 63V64H204ZM206 63H207V65H209L208 66V69L206 70L205 68V66L204 65H206ZM237 63V62H236ZM247 63L248 62H246V66H247ZM193 64H194V66H193ZM210 64H212L211 65V67H210ZM249 64H251V63H249ZM183 65V64H182ZM206 65V66H207ZM216 65H220V67L219 68H216V67H218V66H216ZM238 65V64H237ZM243 65V64H242ZM232 66H231V68H232ZM239 66L241 67V65L239 64ZM205 67V68H204ZM245 66H242V68H244ZM254 67V66H253ZM258 67V66H257ZM261 67V66H260ZM260 67H259V69H260ZM194 68H195V70H194ZM198 68V69H197ZM220 68H222L223 69V71L222 70H218V69H220ZM255 69H256V67H254ZM262 68V67H261ZM177 70V71H176ZM192 70V71H191ZM199 70V71H198ZM254 70V69H253ZM253 70H252V72H253ZM257 70V69H256ZM180 71H183V72H180ZM193 71H195V73H193ZM200 71H202V73H204V74H202L201 75V73H200ZM214 71V72H213ZM239 71H240V69H239ZM176 72V73H175ZM179 72V73H178ZM216 72H217V74H216ZM221 72H223V73H221ZM240 72H242V71H240ZM257 72V71H256ZM142 73V72H141ZM146 73V72H145ZM182 73V74H181ZM186 73L188 74V75H186ZM190 73V74H189ZM200 73V74H199ZM209 73H212V74H210V75H208ZM230 73V74H229ZM173 75V77H172V75ZM174 74H175V77H177V78H175L174 77ZM176 74H178L177 76H176ZM193 74H195V75H193ZM219 74V75H218ZM233 74V75H232ZM183 75H185L184 77H183ZM197 75V76H196ZM206 75V76H205ZM211 75H214V76H212L211 77ZM239 77H238V76ZM202 76H205V77H207V79L205 78V77H202ZM210 76V77H209ZM219 76V78H221V79H218L217 77ZM233 76V77H232ZM196 79V80H193L194 78ZM214 77H215V79H214ZM225 78V79H223V78ZM228 77H230V78H228ZM253 77V76H252ZM169 78H172L171 80L169 79ZM209 78V79H208ZM213 80H212V79ZM176 79V80H175ZM194 81V84H193V81ZM210 79L212 80V82L210 81ZM240 79V80H239ZM173 80V81H172ZM199 80V81H198ZM201 80H205V81H203L205 84H202L203 82H201ZM214 80H217V81H214ZM219 80V81H218ZM242 80V81H241ZM248 80V81H247ZM175 81V82H174ZM207 81V82H206ZM210 81V82H209ZM245 81V83H247L248 84V82L250 81V84L252 85H247V84H245V83H243ZM256 81V82H255ZM196 82H199V83H196ZM210 83V84H207V83ZM215 82H217V83H215ZM219 82V83H218ZM224 82L222 83V84H224ZM241 82L243 83V84H245V85H247V87L248 88H250V89H247L248 91H247V93L245 92L246 90H244L245 89V85H243L242 87H239V88H237V87H234V86H241L242 84H241ZM252 82H254L255 83V86H254V83H252ZM191 83V84H190ZM211 83H212V85H213V83H214V87L211 85ZM230 83V84H229ZM234 83H235V85H234ZM197 86H196V85ZM201 85V88H202V92H199L198 93V88L200 87H198V85ZM216 84V85H215ZM222 84H219V85H222ZM234 86H233V85ZM238 84H241V85H238ZM207 85V86H206ZM211 87H210V86ZM192 86V87H191ZM207 87V88H205V87ZM224 87L226 86V85H223ZM196 87V88H195ZM204 87V88H203ZM224 87H222V86H220V87H218L219 89H220V91H219V96L218 97H215V99H214V97L213 96H211V91H208V95H207V97H203V98H205V99H203L204 101H208L209 99H207V98H211L210 99V101H212V102H207V104H208V106L209 107H212L210 104H214V103H216V101H218L219 102V104L222 106V103H220V101H223V100H226L227 99V97H228V99L230 98L228 95H229V93L231 94V96H232V93H234L235 94V91H232V93L231 92H229V93H227L226 91L225 92H223L222 91V93H226L225 95H227V97L226 96H222L221 94H220V92H221V90L223 89H225ZM233 87V88H232ZM246 87V88H247ZM167 88V89H166ZM173 88H174V90L175 91H177V92H175L174 90H173ZM214 88V89H213ZM222 88V89H221ZM241 88H243V89H241ZM255 88H257L256 90H255ZM183 89V91L181 92L180 90H182ZM187 89H188V91L189 92H187ZM200 89V88H199ZM227 89V88H226ZM253 89V88H252ZM169 90H170V92H169ZM173 90V91H172ZM195 90V91H194ZM201 90V89H200ZM243 91V92H245V93H243V92H241V91ZM258 90H260V91H258ZM204 91H206V92H204ZM227 91H230V90H227ZM180 92H181V94H180ZM193 92H197L198 93V96H197V94H195V93H193ZM182 93H183V95H182ZM254 93V94H253ZM178 94V95H177ZM189 94V95H190ZM195 96H194V95ZM237 94V93H236ZM179 95H182V97L181 96H179ZM186 95V94H185ZM205 95V96H206ZM212 95H214V94H212ZM238 95V94H237ZM246 95V96H245ZM262 95V94H261ZM196 96H197V98H196ZM210 96V97H209ZM245 96V97H244ZM255 96V97H254ZM166 97H164V98H166ZM171 97L169 98V99H163V101L164 100H167V102L169 101V100H171ZM221 98V100H219L220 98ZM234 97H235V95L234 96H232V98H230V99H232V101H233V104H230V105H234L235 103V100H234ZM188 98V97H187ZM199 99V101L198 100H196V99ZM223 98H225V99H223ZM173 99V98H172ZM179 99H181V100H179ZM223 99V100H222ZM227 99V100H228ZM229 99V100H230ZM246 99V98H245ZM194 100L197 102H194ZM227 100H226V102H224L223 103V109H225V110H223L222 108H221V110H214L215 109V107H214V112H215V114H214V112H213V114L216 116V118H214L213 120L216 122V123H214V128H215V130H217L218 131V133H217V131H215L214 133H215V135H217L216 136V138H215V136H214V138L215 139H213V141H210L208 144H207V147L208 148H210V149H206V151H204L205 152V155H202V157H201V159L202 160H199L198 161V163L201 161L202 163H200L201 165H202V167H201V165L200 166H198V163H196L195 161H192L191 162V160L192 159H190V157H194L195 155H193V154H191L190 155V153H192L193 152V150H195V152H200V150H201V148H202V140H200V141H195V139H194V141H193V150H191L192 152H190L189 154H188V156H189V161L188 162H186V160L187 159H185V162H186V164L187 163H189V165L188 166H185V170H184V168H183V166L185 165V163H184V161H183V163H184V165H181L182 166V168H183V173L181 172V174L180 175H178L177 176V178H175L174 180H171L172 179V174H173V172H172V174H171V172L169 171L170 169H169V167L170 166H168V165H166L165 167L167 168V169H165L164 168V166H162L163 168H164V171L165 170H167L166 172H167V178H169L168 179V183H167V178H166V176H163V175H161V174H159V172L160 173H162L161 172V170L160 169H162L161 168V166H154L155 164L154 163H152V164H154V165H152L154 168H155V170L153 171V169L152 170H149L148 169V174L147 173H145V175H147V176H145V180H146V184L148 185L149 184V187H150V185L151 186H159L158 184H160V188H158V189H161V185L162 184H164L163 182L165 181L166 183H167V186L165 187H163V189H161V190H164L165 192L166 191H168V192H166L165 194H164V191L162 192V191H160V192H157L158 191V189L156 188V187H152V188H155V190L154 191H156V192H154L153 190H151V191H148L147 190V192H146V194H142V195H146L147 196V193L149 194L150 192V194H152V191H153V194H155L154 195V197H152L151 196V198L149 197L150 196V194L146 197V196H144V198H143V200H140L141 202H144L146 199H148L147 200V202H145L146 203V205L147 206H149L148 205V203L150 204V205H152V206H154V207H152V208H150V210L151 209H153V211L154 210H156L158 207H156V209H155V206H161V209L162 208H164L163 209V211L165 212L164 213V215L166 214V215H168V212H169V214L170 215H168L169 216V219H171L170 217H172L173 219H174V217H176V216H178L179 218H180V220L183 218V216H184V219H182L181 221L182 222H186V219H188L189 218V216L187 215V214H190V217H191V219H192V215H193V217H195L194 216V213L196 212H198L197 213V216H198V219L200 220V221H198V223L196 224V225H193V226H191L189 229H188V231L190 232V234H188L187 236H186V238L187 239H185V240H181V239H183V233H180V234H177V236H178V238H177V236L176 237H174V241H181V242H179L178 244H177V242H174V244L175 245H173V246H168L167 247V249H164L163 250V256H162V259H164V260H162V262L163 263H165V264H169V263H172V264H174V262H175V264H177L178 262H179V260H181V258H183V260H181V261H183V262H179L180 264H182V263H184V262H186L187 264H194V262H196L195 260L193 261V260H191V261H188L189 259L188 258H186V257H191V255H195V254H199V255H201L202 256V258H201V256L198 258V255H197V258L196 259H198L197 260V262L195 263V264H202L201 263V261H203V260H207L206 262L204 261L203 263H211V264H264V233L263 232H260L262 235H260L259 233V235L261 236L260 237V239H259V235H258V237L256 238V240L255 241H253V240H251V239H246L245 237H243V233H241V232H244V230L243 229H247V233L248 234H250V232L252 231L253 233L256 231V229H258L259 228V230H260V226L262 225V223H263V221L262 222H260L261 220H262V217H264V207L262 208L261 207V205H260V203L258 202V205H257V203L256 202H253V201H255L256 199H254V200H252L251 201V199H249L250 198V195L252 196L251 198H257V199H259V197H260V200L262 199L263 200V197H264V191L262 192V190H260V186L259 185H261V183H263V181H264V173H263V171L264 170H259L260 172H262V173H260V172H258V174H259V177H258V174L256 175H249L248 176V171L246 170L247 169V166L249 167V168H251V167H253V166H251V165H249V164H247V166L245 165L246 164V162H244V160H245V158L243 159L242 157H241V153H239L240 151H242V150H240V147H245L246 146V148L247 147H250V141H251V139H248V140H246L245 138H243V136L242 135H240V132H239V130L237 129L236 130V133L235 132H233V129H234V127L232 126L234 123V121H236L235 119L236 118H234L233 117V115H235V112H234V114H233V112L232 111H229L230 112V114H229V112L227 111L226 112V109H227V107H228V109H229V106L227 105ZM215 101V102H214ZM231 101V100H230ZM241 101V100H240ZM166 102V103H167ZM169 102H172V100L171 101H169ZM188 102H190V104L188 103ZM193 102V103H192ZM1 103H3V102H1ZM165 102H164V104H166ZM243 103V104H242ZM244 103H245V100H243V101H241V102H239L238 104H239V106H238V108H240L242 105H244ZM189 104V105H188ZM229 104V103H228ZM167 105V104H166ZM215 105V104H214ZM217 105H218V103H217ZM164 106V105H163ZM167 108H169V107H173V106H166ZM166 107H164V108H166ZM171 108L170 109H168V113H166V115H172V113L170 114V112H171ZM181 108V107H180ZM181 108V109H182ZM237 108V109H238ZM173 109H175V108H172V110ZM212 109V108H211ZM217 109V108H216ZM227 109V110H228ZM241 109V108H240ZM163 110H165V109H163ZM230 110V109H229ZM220 111H222V112H220ZM226 112V113H225ZM231 112H232V114H231ZM223 113H224V115H223ZM4 114H6V113H4ZM4 114H2L0 117L1 118H3L2 120H4V121H1V119H0V125L2 126L1 127V129H0V132H1V130L3 129H5V130H7V131H10L11 130V128H10V130H8L9 129V127L8 126H3V124L5 123V120H7V121H12L13 119H12V114L13 113H9L10 115H8V113L6 114V115H8V116H4ZM228 114V115H227ZM10 116V117H9ZM15 116H17V115H15ZM15 116H13L14 117V119H15ZM19 116V115H18ZM17 116V117H18ZM11 118V119H9V118ZM21 117V115L19 116V118ZM167 118H171V116H166ZM15 120H18L17 118L15 119ZM15 120H13V121H15ZM21 120H22V117H21V119H19V121L21 122ZM24 120V119H23ZM2 122H3V124H2ZM221 122H223L222 124H221ZM22 123H23V121H22ZM21 123V124H22ZM231 123H233V124H231ZM220 124V125H219ZM229 124V125H228ZM223 125V127H221ZM14 126V125H13ZM5 127V128H4ZM8 127V128H7ZM10 127H12V126H10ZM230 127H232V130H231V128ZM2 130V131H3ZM4 130V131H5ZM230 130V131H229ZM235 130V129H234ZM223 131V132H222ZM234 133V134H233ZM204 133H200V135H198L199 136V138L200 137H202L201 135H203ZM225 134V135H224ZM227 134V135H226ZM230 134V135H229ZM236 134V135H235ZM6 135L7 136H10L11 134H9L8 135V133H6ZM191 135H193V136H191V139H193L195 136H196V134H191ZM195 135V136H194ZM223 135V136H222ZM234 135V136H233ZM12 137H13V135H12ZM21 137V136H20ZM219 137H220V139H219ZM25 138V137H24ZM185 135L183 134V133H181L180 131H178V133H177V137L175 138L176 139V142H174L175 141V139L173 138L172 139V148L174 149V150H176V148H175V146L177 145V143L179 142V139H180V141H182V144H178L177 145V147H179L180 149L179 150H183L182 148H186V147H184V146H186V144H184V142H186L185 141ZM198 138V139H199ZM19 139H21V138H19ZM27 138H25V140H26ZM190 139V138H189ZM197 139V138H196ZM217 139H218V141H217ZM241 139H243V140H241ZM17 141H18V139H17ZM22 141V140H21ZM171 141V139H169V141L168 142H170ZM178 141V142H177ZM184 141V142H183ZM228 141V142H227ZM249 141V142H248ZM199 142V143H198ZM213 142H214V145L215 146H213L212 144H213ZM232 142V143H231ZM253 142H255V139H252V144H253ZM257 142L258 141H256V144H251L252 145V147L253 146H255V145H257ZM14 143H19L18 144V146L20 147L21 145H22V143H20V142H15V138H14ZM14 143H12V148H15L14 147ZM158 143H160V142H158ZM157 143V144H158ZM171 143V142H170ZM187 143V142H186ZM5 144H8V142L7 143H5ZM11 144V143H10ZM151 144V143H150ZM149 144V145H150ZM157 144H155L154 146L151 144V146H153L152 147V149L155 147V146H157ZM161 144H162V146H157V148H159V147H161L160 148V150L157 152L158 154V156L156 157V158H158V157H160L161 155H164V153L168 156V154L169 153H171V152H169L170 151V144L168 143L167 145L166 144H163L162 142H161ZM174 144V145H173ZM211 144V145H210ZM226 144V145H225ZM228 144V145H227ZM249 144V145H248ZM183 145V147L181 148V146ZM219 145H221V146H219ZM241 145V146H240ZM27 147H29V146H31V145H29V144H27L26 145ZM198 146V147H197ZM218 146V147H217ZM226 146V147H225ZM233 148H232V147ZM10 147V146H9ZM27 147H25V148H27ZM170 147V148H169ZM206 147V148H207ZM251 147V148H252ZM156 148V147H155ZM171 148V149H172ZM217 148V149H216ZM219 148V149H218ZM227 148L228 149H230V150H227ZM239 148V149H238ZM29 149L30 148H28L27 150L29 151ZM151 149V150H152ZM166 149V150H165ZM169 149V150H168ZM171 150L172 151V154H177V151L176 152H174V150ZM236 151H235V150ZM249 149V148H248ZM248 149H245V150H248ZM11 150V149H10ZM17 150V149H16ZM14 151V153L15 154H11V152H9V155H11V157L10 158H12V157H14V158H12L13 160L15 159L16 161L18 160L19 162H21V160L23 159L24 160V158L26 157L27 158V160H26V164L27 165H29V164H33V162H32V158H34L33 160H34V164H35V157H31L30 156V152L32 151V149L29 151V153L30 154H27V155H29L28 157H27V155H26V153H28V151L27 150H25L26 152H20L19 153V150H17V151ZM21 150H22V148H21ZM20 150V151H21ZM59 150H61L59 153H61L62 152V150H63V148L62 149H59ZM185 151L187 150V149H184ZM183 150V151H184ZM217 150V151H216ZM229 151L228 153H227V151ZM244 150V151H245ZM250 150V149H249ZM248 150V151H249ZM4 151V150H3ZM5 151H8V150H6L5 149ZM4 151V152H5ZM149 151H150V149H149ZM168 151V152H167ZM210 151V152H209ZM213 151H216V152H213ZM33 152H35V151H33ZM32 152V153H33ZM65 151H63V153H64ZM161 152V153H160ZM204 152H203V154H204ZM220 152V153H219ZM247 152V151H246ZM8 153V152H7ZM13 153V152H12ZM16 153H18L20 156H22L23 154L25 155H23L22 156V159L20 160L19 158H18V154H16ZM23 153V154H22ZM222 153V154H221ZM186 154V155H187ZM210 154V155H209ZM4 156H8V154L7 155H5V153L3 154ZM12 155H15V156H12ZM165 155V156H166ZM220 155H222L223 157H221ZM245 155H248V153H245ZM19 156V157H20ZM208 156V157H207ZM212 156V157H211ZM233 156V157H232ZM171 157V156H170ZM168 157V160L169 159H172L173 157ZM205 157V158H204ZM207 157V158H206ZM224 157H226V160H224L223 158ZM9 158V157H8ZM8 158L6 159V161H11L10 160V158H9V160H8ZM184 158H188L187 156H184ZM184 158H183V160H184ZM204 158V159H203ZM214 158V159H213ZM223 160H222V159ZM29 159H30V161H29ZM109 159V158H108ZM208 161H207V160ZM229 159V160H228ZM235 159V160H234ZM14 160V163L16 162ZM23 160H22V162H21V164L20 165H18L19 164V162H18V164L16 163L15 165H17L16 167H21V166H23L24 168L23 169H25V167H26V164H25V161H24V163H23ZM130 160H131V158H129L128 159V162L129 163H131L130 162ZM204 160H206V161H204ZM210 160H211V162H210ZM214 160V161H213ZM228 160V161H227ZM233 160V161H232ZM28 161L30 162V163H28ZM217 161V162H216ZM224 161V162H223ZM226 161V162H225ZM205 162L207 163V164H205ZM212 162H214V163H212ZM223 162V163H222ZM228 162V163H227ZM235 162V163H234ZM106 163H108L109 165H113L115 162H114V160H112V158L110 159V160H108V162H106ZM129 163H128V167H129ZM193 163H194V165H193ZM197 164V166H195L196 164ZM203 163H204V165H203ZM1 164V163H0ZM6 164H7V162H6ZM9 164V163H8ZM191 164V165H190ZM214 164V165H213ZM219 164V165H218ZM231 164V165H230ZM132 165H133V163H132ZM213 165V166H212ZM105 166V165H104ZM131 166V165H130ZM148 166H150V165H148ZM147 166V167H148ZM204 166L206 167V168H204ZM217 166V167H216ZM222 166H224L225 168H222ZM1 167V166H0ZM3 167V166H2ZM20 167H19V169H20ZM29 167L31 168V173H28V174H30L29 176L31 177V179H32V176H31V174L33 175V176H35V181H36V185H37V187H36V185H34L35 186V188H40L41 190H45V191H47L46 189H48L46 186H47V184L46 183H44L46 186L45 187H42L44 184H41V185H39L40 184V182H39V180H40V176H38V178L36 177V174L34 175L33 174V172L35 173L36 171L38 172L39 170H41L42 169V167L41 166H36V165H34V167L32 166H30L29 165ZM27 168L26 170H30V168ZM36 167V169H35V171L34 170H32V168H35ZM101 167V166H100ZM108 167V166H107ZM128 167L126 166V168H127V170H129L128 169ZM152 167V168H153ZM186 167H188V169L187 170H189V171H187L186 170ZM191 167V168H190ZM22 168V167H21ZM171 168V167H170ZM221 168V169H220ZM239 168H240V170H243L244 172H242V175H241V172H240V170H239ZM254 168H256V167H253L252 169L254 170ZM22 169V170H23ZM102 169V168H101ZM146 168H144L143 170H145ZM156 169H159L160 171L158 172V173H155L157 170ZM169 169V170H168ZM251 169V170H252ZM1 168H0V172H1ZM25 170V171H26ZM28 170V171H29ZM90 170L92 171V172H90ZM108 170V168H106V171ZM123 170V169H122ZM122 170H120L121 171V175L123 176V172H122ZM131 170V169H130ZM163 170V169H162ZM222 170H223V174H221L220 172H222ZM237 170V171H236ZM238 170H239V172H240V177L238 176ZM250 169H249V171H251ZM252 170V171H253ZM256 170V169H255ZM104 171V170H103ZM124 171V170H123ZM126 171V170H125ZM169 171V172H168ZM174 171V170H173ZM185 171V172H184ZM238 172L237 174L235 173V172ZM87 172H89L87 175H89V174H91L90 176H87V177H90L92 180L94 179V180H96V183H93V184H95V185H97L98 186V182H97V179L96 178H98L97 176L101 173V172H99L98 174H97V172H94V170H92V168H90L89 167V169H88V171ZM87 172H85V174L87 173ZM94 172V173H93ZM117 172H118V174H116V175H119V177H121V178H123L122 176H120V174H119V171L117 170ZM130 172V171H129ZM145 172V171H144ZM196 172H199L200 173V175H198ZM226 172H227V175L228 176H225L226 175ZM229 172H231V173H229ZM234 172V173H233ZM254 172V171H253ZM252 172V173H253ZM257 171H255V173H256ZM106 173V172H105ZM124 173H126V172H124ZM168 173H170V174H168ZM174 173H176V171H174ZM229 173V174H228ZM97 174V175H96ZM131 174V173H130ZM165 174V173H164ZM185 174V175H184ZM192 174H194V175H192ZM197 174V175H196ZM225 174V175H224ZM233 174V175H232ZM235 174V175H234ZM25 175H27L26 173H25ZM166 175V174H165ZM169 175H171V176H169ZM183 175H184V179L182 180V182H181V177L180 176H182L183 177ZM192 175V176H191ZM222 175H224V176H222ZM230 175H232L231 176V178H230ZM237 175V176H236ZM92 176V177H91ZM93 176H94V178H93ZM233 176H236V180L237 181H239V182H237V181H235V177L233 178ZM247 176V177H246ZM1 177V176H0ZM13 177V176H12ZM30 182H35L33 179V181L30 179V177L28 178V176H25ZM161 177H163V180H161ZM226 177V178H225ZM238 177V178H237ZM252 177H254L255 178V180H254V178L253 179H251ZM14 179H15V177H13ZM12 178V179H13ZM105 180H106V178H107V181H105L104 180V183H103V185L104 186H106L105 184H109V183H112V181H113V183L112 184H115V183H117V181H116V179L118 178H114V177H110V175L109 174H105L104 175V177H103ZM130 178V177H129ZM131 178H133V176H131ZM130 178V179H131ZM142 178H144V177H142ZM248 178V179H247ZM257 178H259V180L257 179ZM13 179V180H14ZM108 179H110L111 181H109ZM158 179H160V180H158ZM180 180V182H178V186H180V188L178 189V190H175V183H177L175 180ZM228 179H230V180H228ZM231 179L233 180V182H235L237 185H234L235 183H233V182H229V181H231ZM249 179H250V181H249ZM93 180V181H94ZM132 180V179H131ZM139 180V179H138ZM156 180V181H155ZM248 180V182H246ZM253 180V181H252ZM257 180L260 182V183H258L257 182ZM263 180V181H262ZM162 182V183H153V182ZM186 181V182H185ZM227 183H226V182ZM256 181V182H255ZM12 182H15V181H12ZM175 182V183H174ZM195 184H197V185H195ZM29 183V182H28ZM32 183H29V187H27V188H29V189H31V186L32 187H34L33 186V184ZM166 183L164 184V185H166ZM174 183V184H173ZM190 184V186H192L193 187V185H195V187H198V189H195V190H193L192 191V189H191V193H192V201H195V202H197L196 204H197V206H195V209H193L192 207H190V205H186V206H184L185 204H183V206H181V205H179V204H177V203H182V202H178V200H179V196H180V194H181V196H183L184 194H185V192H187V191H185V190H187L188 188L187 187H189V189L190 188H192V187H190V186H188V184ZM191 183L193 184V185H191ZM14 184H16V182L14 183ZM13 183H12V185H10V187L11 188H13V187H15V188H13V190H10L11 188L9 187L8 189L9 190H5L3 193H4V195L6 194V191L9 193V191L11 192V195H5V199H7V197L8 198H10V197H13L14 195H16L17 194V197H19V198H21L24 194H22V188H20L21 189V191L22 192H19V193H21V195L22 196H20L17 192L19 191V185H18V182H17V185H15V186H13L14 185ZM32 184V185H31ZM199 184V185H198ZM28 185V184H27ZM147 185H145V186H147ZM176 185V186H177ZM186 187H185V186ZM231 185H234V186H231ZM16 186H17V188H16ZM38 186H41V187H38ZM178 186L176 187V188H178ZM231 186V187H230ZM240 186H242L241 188H240ZM254 186L255 187H257V188H254ZM118 188H116V189H119V192H118V190H117V192L116 193H114V194H107V196H109L111 199H110V201H109V203H108V201L107 200H109V198H107L106 196H105V198H107V200H105L106 201V203L107 204H104L105 202L102 200V199H105V198H102L101 200H100V202H99V206H101V208H97V206H98V204H95L94 205V203L93 202H96L95 201V199L93 198V200L90 198V197H86V198H88V199H91V200H88V201H86V198L84 197V198H81L82 199V201H81V199L80 200H78V198H76L77 200H75V198L73 199L74 201H75V203H76V208L74 207V209H76V210H78L79 212H82V211H85V210H91V207L93 208L90 212H94V210L95 209H99L101 212V214L100 215H102L103 217H105V216H107L108 214H104L103 215V213H104V211H106L105 210V208H103L102 206L103 205H105V206H110L109 208H111L112 209V207L114 208V210L116 209V210H118L117 212L118 213H120V215L119 216H122V214L121 213H126L127 211H129V209H131V208H133L134 207V204H133V202H132V204H133V207L131 206V207H129V205H127L128 207H129V209H127L128 207L127 206H125L126 204H124V205H122V207L120 206V203L122 202H126V200H121V198L123 199V196L124 195H126L125 193H124V191H125V189H124V187H123V185H121V187L120 186H117ZM132 187V186H131ZM148 187V186H147ZM168 187H171V189L170 188H168ZM183 187L185 188V190L183 189ZM233 187V188H232ZM240 189H239V188ZM245 187H247V188H245ZM43 188V189H42ZM44 188H46V189H44ZM122 188H123V192H122ZM152 188H149V189H152ZM164 188H167L168 190H166V189H164ZM187 188V189H186ZM249 188V189H248ZM18 189V190H17ZM39 189V190H40ZM69 186L67 187V186H65L64 188H62V189H58V190H62V192L65 194L66 192H68L69 190ZM85 189V188H84ZM169 189H170V191H169ZM172 189H174V190H172ZM188 189V191H190ZM193 189H194V187H193ZM230 189H232V191H230ZM242 189V190H241ZM247 191H246V190ZM254 189H255V191H254ZM262 189V188H261ZM39 190H37V191H39ZM49 190V189H48ZM87 190V189H86ZM86 190H84V191H86ZM145 190V189H144ZM181 190L183 191V192H181ZM198 190V191H197ZM237 190V191H236ZM241 190V191H240ZM258 190H259V192H258ZM264 190V189H263ZM17 191V192H16ZM26 191V190H25ZM65 191V192H64ZM172 191H175L174 192V194H173V192ZM195 191V192H194ZM233 191H235V192H233ZM244 191V192H243ZM253 191H254V193H253ZM14 192V193H13ZM15 192H16V194H15ZM26 192H28V190L26 191ZM35 192V191H34ZM87 192V191H86ZM194 192V193H193ZM242 192V193H241ZM248 192V193H247ZM261 192H262V194H261ZM2 193V194H3ZM12 193H13V195H12ZM24 193V192H23ZM36 193V192H35ZM35 193H33V194H35ZM144 193V192H143ZM183 193V194H182ZM189 193V192H188ZM241 193V194H240ZM253 193V194H252ZM260 193V194H259ZM32 194V193H31ZM31 194H30V196H28L27 195V197H26V200H27V198L28 197H31ZM67 194V193H66ZM163 194V195H162ZM194 194V195H193ZM3 195V196H4ZM45 195V194H44ZM44 195L42 196V194H40V198H42V197H44ZM249 197H248V196ZM42 196V197H41ZM159 196V197H158ZM39 197V196H38ZM67 197V196H66ZM120 197V201L118 202L117 200V198H119ZM157 197V198H156ZM166 197H169V198H167V199H165ZM171 197V198H170ZM126 198V197H125ZM132 198H134V197H132ZM149 198H150V200L153 198V202L152 203H156V202H159L158 203V205L156 204V205H154V204H151V202H150V200H149ZM156 198V199H155ZM162 198H164V199H162ZM193 198H194V200H193ZM29 199V201H30V198H28ZM127 199V198H126ZM170 199V200H169ZM42 200V199H41ZM86 202H85V201ZM132 200V199H131ZM172 200V202H170ZM259 200V201H260ZM8 201H9V199H8ZM84 201V202H83ZM90 201V202H89ZM128 201V200H127ZM133 201V200H132ZM140 201L138 202H135V205L137 206V204L136 203H138V204H140ZM174 201V202H173ZM176 201H177V203H176ZM257 201V200H256ZM264 201V200H263ZM27 202V201H26ZM41 203L43 202V201H40ZM80 203V205L82 204V205H84L85 206V209H84V206H82L83 208H81L80 207V205L78 204V203ZM92 202V203H91ZM128 202H130V201H128ZM128 202H127V204H128ZM170 202V203H169ZM251 202H252V204H251ZM102 203V204H101ZM131 203V202H130ZM129 203V204H130ZM161 203V204H160ZM162 203H163V205H162ZM166 203V204H165ZM261 203H262V201H261ZM0 204H2V203H0ZM119 204V205H118ZM142 204V203H141ZM140 204V208L138 207H136L135 206V208H133L130 212H129V214L130 213H133V210L135 209V212L136 213H139L140 214V212H138V211H140V209H143V210H145V211H147L146 210V208H148L147 206L145 207V205H144V203L141 205ZM169 204V205H168ZM193 204V202L191 203V205ZM264 204V203H263ZM7 206V204H5L4 203V206ZM56 205V204H55ZM167 205V206H166ZM251 205L253 206L252 208H251ZM259 205H260V207H259ZM1 206H3V204L2 205H0V212L2 211V208L3 207H1ZM112 206V207H111ZM166 206V207H165ZM241 206V207H240ZM56 207H57V205H56ZM88 207V208H87ZM125 207V208H124ZM142 207V208H141ZM255 207V208H254ZM51 208H55V207H53V205L51 206ZM123 208V209H122ZM171 208V209H170ZM245 208H247V210L245 209ZM84 209V210H83ZM119 209H120V211H119ZM122 209V210H121ZM124 209H125V211H124ZM138 209V210H137ZM159 210L158 211H160V208H158ZM174 209V210H173ZM4 210V209H3ZM5 210L7 211V208H5ZM51 209H48V214H47V216L48 217H46V219L47 218H49L48 220H51V218H50V216H53V214L56 212H54L53 210H51V211H53L54 213H51V211H50ZM75 210V211H76ZM142 210V211H143ZM170 210H171V213H170ZM244 210V211H243ZM75 211L74 210H71L70 211V213L72 214V212H74V217L73 216H71V217H73L74 218V222L72 221V224L73 225H77V222L78 223H80V221L82 220V219H84V218H87L88 217V215H83V214H81L80 215V213L76 216L75 215ZM78 211H76V212H78ZM148 211H149V209H148ZM157 211V212H158ZM167 211V212H166ZM226 211V212H225ZM246 211V212H245ZM4 212V211H3ZM13 212H14V210H13ZM12 212V213H13ZM103 212V213H102ZM134 212V213H135ZM151 212V211H150ZM241 212H243L244 214L242 215V213ZM249 212H250V214H249ZM7 213H8V211H7ZM69 213V214H70ZM135 213V214H136ZM149 212H146L145 214H148ZM161 213V212H160ZM2 214H4V213H2ZM143 214V213H142ZM199 214V215H198ZM213 214H214V216H213ZM252 214V215H251ZM50 215V216H49ZM126 215V214H125ZM128 215V214H127ZM141 215V214H140ZM149 215V214H148ZM150 215H152V214H150ZM162 216L163 218L165 217V219L164 220H166V218H168V216ZM175 215V216H174ZM180 215V216H179ZM219 215H220V217H219ZM6 216H8V215H6ZM113 216V215H112ZM144 216V215H143ZM152 216H154V215H152ZM151 216V217H152ZM160 216V215H159ZM158 216V217H159ZM174 216V217H173ZM186 216H188V217H186ZM196 216V217H197ZM217 216H218V218H217ZM224 216V217H223ZM246 216V217H245ZM71 217H70V215L69 216H61L57 221L58 222H60V223H63V224H71V220L73 219H71ZM76 217H79L78 219L76 218ZM84 217V218H83ZM109 217V218H108ZM146 217H148V216H146ZM145 217V218H146ZM150 217V218H151ZM186 217V218H185ZM200 217V218H199ZM212 217V218H211ZM215 219H214V218ZM66 218V219H65ZM70 218V219H69ZM82 218V219H81ZM142 218V217H141ZM150 218H149V221H150ZM210 218H211V221H210ZM255 218H258V219H255ZM62 219V220H61ZM67 219H69L70 221H68ZM79 219H81V220H79ZM106 219H108L107 221H109L110 222V224H108V225H110V227L113 225V222H114V217H113V221H112V225H111V221L110 220H112V217H111V215H109V216H107L106 217ZM147 219V218H146ZM175 219H177V218H175ZM212 219H213V221H212ZM222 219H224L225 221H226V219H227V224H228V227H226L225 225H226V222H224V224L223 223H221V221H224V220H222ZM9 220H10V216H9ZM65 220V223L64 222H62V221H64ZM67 220V221H66ZM78 220V221H77ZM83 221V220H82ZM116 222H117V220H115ZM148 221V222H149ZM152 221V220H151ZM150 221V222H151ZM176 221V220H175ZM220 222V223H217V222ZM67 222V223H66ZM84 222V221H83ZM82 222V223H83ZM147 222V223H148ZM153 222V221H152ZM256 222V225H254V223ZM81 223V224H82ZM149 224V223H148ZM148 224H147V226H148ZM153 224V223H152ZM152 224H151V226H152ZM221 224H223L222 226L219 225ZM258 224V225H257ZM259 224H261V225H259ZM79 225V224H78ZM145 225V224H144ZM162 225H163V223H162ZM207 225V228L205 227ZM246 225H248V226H246ZM250 225V226H249ZM263 225H264V223H263ZM146 226V225H145ZM145 226H144V228H145ZM150 226V225H149ZM148 226V228H147V230H145V231H147V233H146V236L147 235H149V237H155V236H157L156 234H155V232L152 230H150L151 229V226L149 227ZM169 226V228H166V227H168ZM167 226V224H166V229L168 230H171V226L170 225H168ZM209 226H211L212 227V231H210L211 230V227H209ZM246 226V227H245ZM254 226H255V228H254ZM258 228H257V227ZM143 227V226H142ZM221 227H222V229H221ZM245 227V228H244ZM156 228V227H155ZM163 228V227H162ZM164 228V229H165ZM210 228V229H209ZM226 228V229H225ZM261 228H262V226H261ZM165 229V230H166ZM173 229H174V227H173ZM218 229V230H217ZM219 229L221 230V232L220 233H217L218 231H219ZM227 230V231H225V230ZM255 229V230H254ZM71 230V229H70ZM106 230V229H105ZM108 230H112L113 231V229L111 228V229H108ZM157 230V232H159L158 231V228L156 229ZM243 230V231H242ZM254 230V231H253ZM10 231H8V235L9 234H11V238L13 237L14 238V236H12V234H14V235H16L15 233H14V231H13V233L12 232H10ZM70 232V231H69ZM68 232V233H69ZM72 230H71V234H72ZM99 232V231H98ZM97 232V233H98ZM107 232V231H106ZM109 232V231H108ZM111 232V231H110ZM110 232H109V235H110ZM151 232V234H152V232H154L152 235L151 234H148V233H150ZM210 232H212V233H210ZM224 232V236H222L221 234ZM7 233V232H6ZM74 233V232H73ZM101 234H103V238H101V234H95V233H93V235L96 237V239H94V238H90V239H93L92 240V242L91 241H89L90 243H91V245H90V243H89V245H88V250L86 251V253L88 252V253H91L94 249L96 250V248L97 247H100V245L102 246L103 245V247H100V248H104V246L107 248L105 251H106V253L107 252H109L107 255H109L110 254V256L112 255V256H114V255H116L117 253H116V251L118 252V247H117V250L115 249L116 247L114 246L115 244H118V243H116L115 242V234L114 233H112V234H114V238H113V236H109L108 237V235H106L105 233H102V231L100 232ZM239 233V234H238ZM70 234V233H69ZM106 236H105V235ZM206 234V235H205ZM235 234V235H234ZM238 234V235H237ZM5 235H7V234H5ZM7 235V236H8ZM92 235V236H93ZM97 235L99 236L100 235V237L98 238L97 237ZM151 235V236H150ZM176 235V234H175ZM234 236V238H233V236ZM239 235H240V237H241V235H242V239L239 237ZM41 236H44V235H41ZM72 236H73V234H72ZM72 236H70V240L73 238ZM93 236V237H94ZM106 238H105V237ZM121 236H123V235H121ZM120 236V237H121ZM125 236V235H124ZM146 236H144V237H146ZM254 236V235H253ZM72 237V238H71ZM91 237V236H90ZM118 237H119V235H118ZM119 237V238H120ZM126 237V236H125ZM181 237V238H180ZM229 237H231L230 238V240L232 239V240H234L235 238H237V239H235L234 240V242H232V243H230L229 242V240H227V239H229ZM239 237V238H238ZM256 237V236H255ZM7 238H9V236L7 237ZM11 238H10V240H11ZM19 238V240H20V237H18ZM17 238V239H18ZM101 238V239H100ZM127 239H125L124 241H125V243H124V241H123V243L122 244H126V247L124 246L123 247V245L122 244H120V245H122V246H120V247H122V248H120V252H118L120 255L119 256H121L122 255V259L123 258H125V256L126 255H130V253H128V252H130L131 251V254L133 255L132 256V258H133V260H134V257H135V259L136 258H138V257H136V256H139V255H137V252L139 253V249H138V247L136 246L138 243H139V241H137V240H135V242H137V243H135V242H133V240L134 239H129V237L127 236L126 237ZM246 239V242H247V240H250L251 242H247L249 245H246V242L244 241V243L243 242H241V244H240V239L241 240H244V239ZM253 238V237H252ZM17 239H15V240H17ZM100 239V240H99ZM118 238H116V240H117ZM124 239V238H123ZM129 239V240H128ZM177 239V240H176ZM255 239V238H254ZM14 240V239H13ZM12 240V241H13ZM68 241L70 244H71V242L72 241ZM96 240V241H95ZM114 240V241H113ZM121 240H122V237H121ZM131 240V241H130ZM93 241H95V242H93ZM118 241H120V239L118 240ZM237 241V242H236ZM13 242H15V241H13ZM48 242V243H47ZM47 242L46 243H44V247H45V253H46V255L47 256H50V257H54V258H56V259H64L65 260V258L67 259H72V258H75L76 257V254H75V250L78 248V246H76V245H73V244H71V245H69V244H67L68 246H63L62 244V246L61 245H59V243L58 244H56V241H48L47 240ZM130 242V243H129ZM133 242V243H132ZM226 242H229V243H226ZM16 243L18 244V242L16 241ZM65 243H67V242H65ZM64 243V244H65ZM182 243V244H181ZM243 243V244H242ZM19 244H20V242H19ZM118 244V245H119ZM135 244V245H134ZM231 244V245H230ZM233 244V245H232ZM245 244V245H244ZM99 245V246H98ZM177 245V246H176ZM18 246V245H17ZM89 246H91V248H89ZM96 246V247H95ZM133 246V247H132ZM141 245H139V247H140ZM229 246V247H228ZM231 246V247H230ZM239 246V247H238ZM244 247V249H243V247ZM24 247V245L23 244H21V246L19 245L18 246V249L20 248V251H18V252H16L18 249H16V250H14V248L12 249V248H10V249H12V250H14V252L15 253H19V254H21V256L22 255H24V258H22L21 257V260L19 261V255L17 256V254H15L14 252H12V254L14 253L16 256H17V258L15 257V255H13L12 256V254H11V250L8 252L7 251V253H8V255L6 254V253H1L0 252V256L2 257V259L0 258V260H8L7 262H11L10 264H15L16 263V261H18V263L19 264H29L30 263V261H28V260H30L29 258L27 259V255H26V253L28 252H25L26 250H23V249H25V248H22ZM114 247V248H113ZM17 248V247H16ZM93 248V249H92ZM172 248V249H171ZM241 248V249H240ZM247 248V249H246ZM98 249V248H97ZM122 249V250H121ZM246 249V250H245ZM24 251V254H23V252H21V251ZM86 250V249H85ZM110 250H111V252H110ZM129 250V251H128ZM250 250V251H249ZM254 250V251H253ZM137 251V252H136ZM216 251V252H215ZM246 251H248V252H246ZM94 252V251H93ZM136 252V253H135ZM222 252V253H221ZM85 253V255H89L90 256V254H86ZM128 253V254H127ZM218 253V254H217ZM248 253V254H247ZM5 254V255H4ZM64 254V255H63ZM91 254H93V253H91ZM3 255V256H2ZM135 255V256H134ZM221 255V256H220ZM225 255H227V256H225ZM9 256H11L9 259H7ZM109 256V257H110ZM111 256V257H112ZM203 256L205 257L204 259H203ZM218 256V257H217ZM235 256V257H234ZM4 257V258H3ZM108 257V258H109ZM115 257V256H114ZM118 257V256H117ZM116 257V258H117ZM130 257V256H129ZM129 257H127L126 256V259L127 258H129ZM193 257V256H192ZM191 257V258H192ZM195 257H196V255H195ZM221 257H222V259H221ZM228 257H229V261H228ZM234 258V260L232 259V262H231V260H230V258ZM120 258V259H121ZM184 258H186V259H184ZM190 258V259H191ZM194 258V257H193ZM192 258V259H193ZM218 258V259H217ZM223 258H227V260H226V262H224V260H223ZM236 258V259H235ZM17 259V260H16ZM22 259H23V261H22ZM55 259V260H56ZM119 259V258H118ZM120 259L119 260H116L115 258H109L108 259V263L109 264H111L110 262H112V260L114 261H119L120 262ZM130 259V258H129ZM186 260V261H185ZM222 260V261H221ZM57 261H59V260H57ZM127 261V260H126ZM137 262V263H135V264H138V261H137V259L136 260H134L133 261V263L131 262V261H129V262H131L130 264H134V262ZM236 261V262H235ZM220 262V263H219ZM223 262V263H222ZM229 262V263H228ZM233 262H235V263H233ZM18 263H16V264H18ZM116 264H117V262H115ZM162 263V264H163ZM185 263V264H186ZM5 264V263H4ZM9 264V263H8ZM112 264H114V262H112ZM118 264H121V263H118ZM129 264V263H128Z\"/></svg>","mask_w":264,"mask_h":264}]
</instances>
